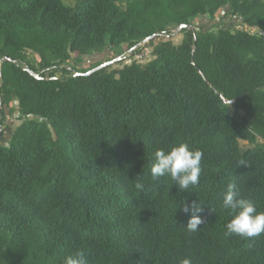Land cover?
Listing matches in <instances>:
<instances>
[{
  "label": "trees",
  "instance_id": "trees-1",
  "mask_svg": "<svg viewBox=\"0 0 264 264\" xmlns=\"http://www.w3.org/2000/svg\"><path fill=\"white\" fill-rule=\"evenodd\" d=\"M73 2L0 0V126L13 103L20 122L0 140V264H264V234L226 235L222 206L233 183L264 211V0ZM222 10L245 28L194 26ZM182 25L154 60L84 75ZM180 143L203 154L187 191L150 175Z\"/></svg>",
  "mask_w": 264,
  "mask_h": 264
},
{
  "label": "clouds",
  "instance_id": "clouds-1",
  "mask_svg": "<svg viewBox=\"0 0 264 264\" xmlns=\"http://www.w3.org/2000/svg\"><path fill=\"white\" fill-rule=\"evenodd\" d=\"M200 150L190 149L185 143L171 146L167 151L157 149L154 153V162L150 167V175L153 180L158 177L168 176L178 186V190L187 191L190 187L199 184L201 175ZM136 190H143L142 181L135 182ZM222 206L229 211L231 219L225 225L226 235H236L243 238L257 237L264 234V211H258L254 202L238 194L233 183L227 185L223 192ZM194 213L199 211L197 203L191 205ZM183 210L187 213L189 206L185 205ZM203 219L193 214L187 223L186 229L189 232H196ZM63 264H88L87 258L82 250L64 258ZM179 264H193L190 258H182Z\"/></svg>",
  "mask_w": 264,
  "mask_h": 264
},
{
  "label": "rangeland",
  "instance_id": "rangeland-1",
  "mask_svg": "<svg viewBox=\"0 0 264 264\" xmlns=\"http://www.w3.org/2000/svg\"><path fill=\"white\" fill-rule=\"evenodd\" d=\"M63 1L66 5L75 6V3L74 2L72 3L73 0H63ZM222 23L224 24V26L229 25V26H235L237 28H245V26L241 24L240 19H237V18L231 19V17L225 16V10L220 11V13L217 15V18L214 21H208L206 18H202V19L196 20V22L194 23V26L197 28L198 27L199 28H213L215 27V25H220ZM182 37L183 36L181 32L179 31V29L175 28V29H172V32L170 34H165L160 37L158 36L155 39V42L157 43L161 41L172 40L175 44H178L181 42ZM148 48L149 50H152L151 47H148ZM112 55L113 53L109 49H106L105 51L101 53L93 54L89 57H86L85 61L82 63L83 65L82 67L85 69H89L96 64L110 61L109 59ZM124 58L123 60H127V57L126 59ZM118 65L119 64H116L114 67H118ZM67 66L70 67V65H67ZM6 115L7 116L4 118L2 125L0 126V130L2 131L1 140L3 143H7L11 139L14 133V130L16 129L17 125L20 123L18 120V106L16 105V103L11 104V109L6 108ZM241 143L244 147L249 146V143L247 141L242 140Z\"/></svg>",
  "mask_w": 264,
  "mask_h": 264
},
{
  "label": "built area",
  "instance_id": "built-area-1",
  "mask_svg": "<svg viewBox=\"0 0 264 264\" xmlns=\"http://www.w3.org/2000/svg\"><path fill=\"white\" fill-rule=\"evenodd\" d=\"M148 47H151L149 43L147 42H142L136 47V51L132 52L130 54H127L124 59L125 64H131L132 62H138V63H148L156 58V56L153 53V48L152 50H149ZM143 49V50H142Z\"/></svg>",
  "mask_w": 264,
  "mask_h": 264
},
{
  "label": "water",
  "instance_id": "water-1",
  "mask_svg": "<svg viewBox=\"0 0 264 264\" xmlns=\"http://www.w3.org/2000/svg\"><path fill=\"white\" fill-rule=\"evenodd\" d=\"M184 27H190V28H193V26L182 25L180 28H178L179 31H180L181 29H183ZM157 37H158V34H157V33H154L152 36H149L148 38H146V39L144 40V42L149 43V42H151L152 40H155ZM123 57H124V56H120V57H117V58H115V59H113V60H110V61L104 62V63L101 64L100 66L94 68L93 70L87 72V73L84 74V75H90L91 73H93V72H95V71H97V70H99V69H102V68H105V67H110V66H112V65H115V64L119 63L120 61H122V60H123ZM6 60L14 61V60H13L12 58H10V57H6ZM30 72H31V74H32L34 77H36V78H38V79L41 78V77H40L37 73H35L34 71L30 70ZM0 77H1V73H0ZM224 102H228V101L224 99ZM0 107H1V104H0ZM1 137H2V131L0 130V140H1Z\"/></svg>",
  "mask_w": 264,
  "mask_h": 264
}]
</instances>
